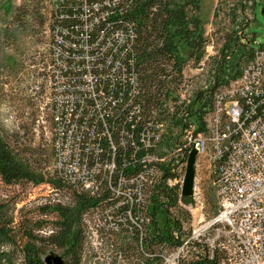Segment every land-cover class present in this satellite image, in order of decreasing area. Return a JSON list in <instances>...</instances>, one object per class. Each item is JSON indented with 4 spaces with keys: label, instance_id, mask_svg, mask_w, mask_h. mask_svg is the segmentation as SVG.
Returning a JSON list of instances; mask_svg holds the SVG:
<instances>
[{
    "label": "trees",
    "instance_id": "1",
    "mask_svg": "<svg viewBox=\"0 0 264 264\" xmlns=\"http://www.w3.org/2000/svg\"><path fill=\"white\" fill-rule=\"evenodd\" d=\"M45 1L49 41L40 71L52 146L44 161L50 159L51 170L40 165L42 151L32 152L12 132L0 131V179L6 184L47 182L51 192L63 191L65 197L51 199L46 193L33 207L41 217L25 213L17 219L15 202L0 198V264H16L11 254L15 247L19 264H84V216L108 206L111 222L120 220L134 229L117 239L116 248L128 261L160 264L164 246L177 242L172 228L181 232L191 227L186 203L192 197L182 193L181 173L173 170L184 160L176 141H182L185 127L195 132L207 128L215 91L237 77L254 54L250 40L255 36L245 40L244 30L251 19L246 8L252 9L256 0L250 5L235 0L227 7L228 23L211 54V77L197 87H190L185 68L202 67L206 54L209 36L200 16L201 0ZM219 8L218 1L214 17ZM24 28L19 23L12 33ZM159 122L162 129L155 127ZM149 129L159 136L149 135L146 143ZM148 151L154 159L144 158ZM86 177L94 181L91 186H84ZM146 183L152 190L144 206L139 190ZM144 210L150 214L147 222L140 219ZM44 227L46 234L35 232ZM48 245L56 254L46 251ZM180 264L208 263L194 257Z\"/></svg>",
    "mask_w": 264,
    "mask_h": 264
},
{
    "label": "built area",
    "instance_id": "2",
    "mask_svg": "<svg viewBox=\"0 0 264 264\" xmlns=\"http://www.w3.org/2000/svg\"><path fill=\"white\" fill-rule=\"evenodd\" d=\"M51 68L55 71L52 65ZM214 95L213 108L206 116L207 128L196 132L183 128L182 141L176 142L184 160H179L173 170L181 173L182 187L187 146L190 150L194 146L195 167L204 158L213 173L218 208L208 218L204 216V202L194 180L192 201L186 206L190 213L193 208L198 209L197 220L191 222L188 231L172 228L177 242L164 246L160 264H180L194 257L208 264H264V43L255 46L241 73L229 84L219 87ZM54 116L58 120L61 117L58 111ZM162 125L159 122L155 127L162 129ZM58 128L57 124L56 143L61 147L63 135ZM148 133L144 137L146 143L149 135L154 139L159 136L154 129ZM69 150L70 147L66 153ZM144 158L152 160L154 155L148 151ZM55 163L58 167L62 165L59 154ZM140 174L146 176L144 171ZM88 178L83 181L84 186L94 182ZM149 185L146 183L139 190L144 206L148 205V193L152 190ZM112 210L110 206L98 208L84 216L87 244L83 252L88 257L84 264H137L135 260L128 261L124 251L114 245L120 236L128 237L134 229L120 220L111 222ZM140 215L143 222L150 220L145 210ZM127 219H134L131 212L127 213Z\"/></svg>",
    "mask_w": 264,
    "mask_h": 264
},
{
    "label": "rangeland",
    "instance_id": "3",
    "mask_svg": "<svg viewBox=\"0 0 264 264\" xmlns=\"http://www.w3.org/2000/svg\"><path fill=\"white\" fill-rule=\"evenodd\" d=\"M220 8L216 17L213 11L217 2ZM250 5L251 0H243ZM235 0H201L200 16L205 21V32L209 41L205 47L206 54L201 66L189 64L185 68V75L191 81L190 87H197L209 81L212 73L211 54L217 50L222 40L223 26L227 25V7L234 4ZM256 4L246 8L245 16L251 17L245 27L247 36L254 35L250 40L254 46L264 43V0H256ZM45 0H0V131L12 132L14 137L28 146L32 152L42 151L40 165L46 163V169L51 170L49 157L51 149V131L49 119L46 116L47 106L44 101L43 86L41 85V61L47 52L49 39L47 18V5ZM21 23L24 29L18 35L12 33V28ZM11 27L3 31L4 27ZM190 91L185 90V94ZM46 155V157H44ZM35 156H38L35 154ZM195 183L201 195L204 206V216L212 215L217 207L213 173L210 171L204 158L195 167ZM47 182L34 184L29 181L6 184L0 179V198L14 201L12 207L16 219L20 214L27 213L35 218L41 217L33 208L40 200V196L49 193V198L60 197L64 199L65 192L50 191ZM198 209L193 208L191 221L197 220ZM52 215L47 218L51 219ZM35 229L39 234H46ZM7 248V247H6ZM48 253L56 254L57 249L47 246ZM53 251V252H52ZM55 252V253H54ZM16 264L21 262L18 248H13L12 253ZM88 264V263H87Z\"/></svg>",
    "mask_w": 264,
    "mask_h": 264
},
{
    "label": "water",
    "instance_id": "4",
    "mask_svg": "<svg viewBox=\"0 0 264 264\" xmlns=\"http://www.w3.org/2000/svg\"><path fill=\"white\" fill-rule=\"evenodd\" d=\"M196 148L193 146L188 154L187 166L185 170V176L182 184V193L184 195H192L193 182L195 178V161H196Z\"/></svg>",
    "mask_w": 264,
    "mask_h": 264
},
{
    "label": "bare ground",
    "instance_id": "5",
    "mask_svg": "<svg viewBox=\"0 0 264 264\" xmlns=\"http://www.w3.org/2000/svg\"><path fill=\"white\" fill-rule=\"evenodd\" d=\"M110 220H111V217H110Z\"/></svg>",
    "mask_w": 264,
    "mask_h": 264
}]
</instances>
